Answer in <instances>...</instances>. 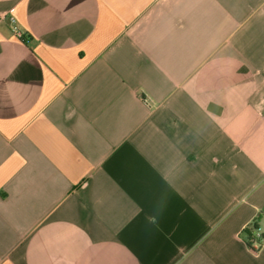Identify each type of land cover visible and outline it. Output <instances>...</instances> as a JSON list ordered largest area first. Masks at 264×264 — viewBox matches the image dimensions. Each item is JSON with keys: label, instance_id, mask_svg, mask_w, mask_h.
Listing matches in <instances>:
<instances>
[{"label": "crops", "instance_id": "0c3cea01", "mask_svg": "<svg viewBox=\"0 0 264 264\" xmlns=\"http://www.w3.org/2000/svg\"><path fill=\"white\" fill-rule=\"evenodd\" d=\"M0 264H264V0H0Z\"/></svg>", "mask_w": 264, "mask_h": 264}, {"label": "built area", "instance_id": "2783aa9c", "mask_svg": "<svg viewBox=\"0 0 264 264\" xmlns=\"http://www.w3.org/2000/svg\"><path fill=\"white\" fill-rule=\"evenodd\" d=\"M9 21H10V24H11V29H12V32L13 34L19 38V39H22L23 38V33L20 31V29L18 28V25L15 21V19L13 17H9ZM143 101L146 103V104H151V100L148 98V97H144L143 98ZM246 228H251V224L246 227ZM261 235L259 234V232L255 229H253V232H252V239L250 241V247L254 250H257L259 249L262 244H261Z\"/></svg>", "mask_w": 264, "mask_h": 264}, {"label": "trees", "instance_id": "16d2710c", "mask_svg": "<svg viewBox=\"0 0 264 264\" xmlns=\"http://www.w3.org/2000/svg\"><path fill=\"white\" fill-rule=\"evenodd\" d=\"M21 40L23 42H26V38L25 37H23ZM255 228H256L255 223H252L251 224V228H245L244 229L245 239H246V243L248 244V246H250V241L252 239V232H253V229H255Z\"/></svg>", "mask_w": 264, "mask_h": 264}]
</instances>
